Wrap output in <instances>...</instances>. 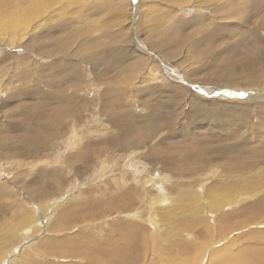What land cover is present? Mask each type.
I'll use <instances>...</instances> for the list:
<instances>
[{"label": "rangeland", "instance_id": "rangeland-1", "mask_svg": "<svg viewBox=\"0 0 264 264\" xmlns=\"http://www.w3.org/2000/svg\"><path fill=\"white\" fill-rule=\"evenodd\" d=\"M263 46L264 0H0V233L18 238L0 264H211L226 245L224 264H247L264 248V163L223 149L264 150V59L228 68ZM201 152L215 156L195 167ZM237 190L249 203L213 199ZM173 199L202 221L167 227L155 213ZM52 239L69 254L43 252Z\"/></svg>", "mask_w": 264, "mask_h": 264}, {"label": "bare ground", "instance_id": "bare-ground-1", "mask_svg": "<svg viewBox=\"0 0 264 264\" xmlns=\"http://www.w3.org/2000/svg\"><path fill=\"white\" fill-rule=\"evenodd\" d=\"M246 1V0H245ZM221 2V1H220ZM250 2V1H249ZM225 4V3H224ZM223 4V5H224ZM254 4V3H253ZM219 5H221V4H219ZM248 6V5H247ZM224 7V6H223ZM249 7V6H248ZM216 8V7H215ZM218 11V10H217ZM253 11V10H252ZM212 16H214V15H212ZM5 23L9 26V28H23L22 27V25H24V24H26V26L28 25H31L30 24V20H28L26 17H21V16H18V17H16V16H10V17H6L5 18ZM213 21V20H212ZM221 22V21H220ZM211 24V23H210ZM222 24V23H221ZM217 25V24H216ZM248 25V24H247ZM263 27V26H262ZM40 28V24H34L33 25V31L34 30H38ZM210 30V29H209ZM252 33V32H251ZM247 34V33H246ZM253 34V33H252ZM210 35V34H209ZM248 36V35H247ZM200 38V37H199ZM214 38V37H213ZM254 38V37H253ZM220 39V38H219ZM209 40V39H208ZM252 40V39H251ZM212 43L214 42L213 40H210ZM209 41V42H210ZM215 42H217V40L215 41ZM256 42V41H255ZM259 42V41H258ZM262 42V41H261ZM208 43V42H207ZM211 43V44H212ZM210 44V45H211ZM239 44V43H238ZM208 45V44H207ZM216 45V44H215ZM250 45L252 46H254V45H258V44H256V43H250ZM249 46V45H248ZM61 47V46H60ZM234 47V46H233ZM213 48V47H212ZM254 48V47H253ZM252 49V48H251ZM252 51V50H251ZM209 56V55H208ZM245 57V56H244ZM243 58V57H242ZM263 59H264V46L263 47H257L254 51H253V54L251 55V59L249 60V61H247L246 62V64L248 65V68L247 69H245L244 67H241L242 65H240V66H235V67H232L231 66V68H228L229 66H227V68H228V71H232V73L234 72V70H241V71H246V70H248L249 71V69L252 67V66H255V64L257 65V67H258V64L260 63V64H263ZM98 60V59H97ZM100 60V59H99ZM98 60V62H99V64H100V61ZM64 61V60H63ZM96 62V61H95ZM97 62V63H98ZM232 62V61H231ZM206 63V62H205ZM258 63V64H257ZM95 65V64H94ZM234 65V64H233ZM220 66V65H219ZM226 68V69H227ZM258 68H260V66L258 67ZM252 69H254V68H252ZM251 70V69H250ZM226 71V70H225ZM236 72V71H235ZM229 73V72H228ZM226 74H223V75H220V77H224ZM226 77V76H225ZM72 78V77H71ZM228 80V79H227ZM75 81V80H74ZM256 80L254 79V77H250V78H248V77H240V79L239 78H229V82L228 83H230V84H238L239 82H241V83H243V84H246V85H252V83H254ZM207 82V81H206ZM204 83V82H203ZM207 84V83H206ZM222 84V83H221ZM224 84H226V83H224ZM212 85V84H211ZM223 85V84H222ZM227 85V84H226ZM169 87V86H168ZM43 93H44V91H42L41 93H39L40 95H39V97L38 98H42V96H43ZM73 93V92H72ZM74 94V93H73ZM226 96V95H225ZM230 97V96H229ZM59 98V97H58ZM232 98V97H231ZM185 100V99H184ZM199 99L197 98V101H198ZM72 101H73V99H72ZM176 102V101H175ZM192 103H194V102H192ZM191 103V104H192ZM175 104V103H174ZM195 104V103H194ZM176 106V105H175ZM169 107H170V105H169ZM174 107V106H173ZM173 107H171V108H173ZM176 109V108H175ZM175 109H174V111H175ZM177 110V109H176ZM73 113V112H72ZM128 114V113H127ZM127 114H126V116H127ZM133 114V113H132ZM131 114V115H132ZM129 115V114H128ZM174 115V114H173ZM63 116V115H62ZM158 116V115H157ZM150 117V116H149ZM129 118H130V116H129ZM128 120V119H127ZM130 121V119L128 120V122ZM141 121V120H140ZM144 121V120H143ZM150 121V120H149ZM239 121V124H243L244 123V120L243 119H241V120H238ZM139 122V121H138ZM137 122V123H138ZM152 122V121H151ZM237 122V121H236ZM243 122V123H242ZM51 123V122H50ZM53 123V122H52ZM150 123V122H149ZM153 124V123H152ZM139 125V124H138ZM154 125V124H153ZM149 126V125H148ZM241 126V125H240ZM245 126V125H244ZM152 127V126H151ZM157 127V126H156ZM125 128H127V127H125ZM160 128H161V126H160ZM163 128H164V126H163ZM152 129H154L153 127H152ZM225 129V128H224ZM215 130H217V129H215ZM220 130V129H219ZM163 131V130H162ZM148 132V131H147ZM221 132V131H220ZM243 133V132H242ZM137 134H139V133H137ZM153 134V133H152ZM152 134H151V136H152ZM244 134V133H243ZM240 137H243V135L242 136H240ZM153 138V137H152ZM31 141H32V139H31ZM128 141V140H127ZM44 142V141H43ZM146 142V141H145ZM145 142H143V143H145ZM34 143V142H33ZM142 143V142H141ZM133 145V144H132ZM141 146V145H140ZM146 146V145H145ZM136 147V146H135ZM240 147L241 146H239L237 143L234 145V144H231L229 147H227L226 149H223L224 150V154H232V155H234V154H236L235 156H233V158L230 156V159L232 158L233 159V161H236L237 160V158L238 157H240V156H242V157H244V158H247V159H254V161H252V160H242L241 162H240V160H239V162L237 163V164H234L235 162H232V164H234V166L236 165H238V166H240V167H243V168H249L250 169V167H254V166H256V165H258V164H260V163H264V150L262 149V150H255V151H248V150H245L244 148L243 149H240ZM261 148H264L263 147V145H262V147ZM137 149V148H136ZM217 150V149H216ZM215 150V151H216ZM222 150V149H221ZM237 152V153H236ZM246 152V153H245ZM214 153V152H213ZM222 153V154H223ZM239 153H244V154H239ZM219 155V154H218ZM215 155H206L205 154V152H201L200 153V158H199V163H198V166H195V167H203V166H205L210 160L209 159H211V160H213L212 159V157H214ZM239 159V158H238ZM229 161H231V160H229ZM238 161V160H237ZM202 162H203V166H199L200 164H202ZM253 162V163H252ZM185 166H187V164H186V162H184L183 164H182V169L185 167ZM235 168V167H234ZM195 169L196 168H191V169H188V171L187 172H189V170L190 171H195ZM232 169H233V167H232ZM241 169V168H240ZM240 169H238V170H240ZM224 171V170H223ZM243 171V170H242ZM186 172V173H187ZM238 172V171H237ZM225 173V172H224ZM153 174V173H152ZM220 175V174H219ZM258 175H260V174H258ZM133 176V175H132ZM229 176V175H228ZM236 176V175H235ZM244 176V175H243ZM135 177V176H134ZM231 177V176H230ZM236 177H238V175L236 176ZM241 177V176H240ZM225 178V177H224ZM228 178V177H227ZM246 178H247V176H246ZM146 179V178H145ZM239 179V178H238ZM148 180H150V179H148ZM140 181H142V179L140 180ZM222 181V180H221ZM235 181V180H234ZM143 183H145L146 181L144 180V181H142ZM216 182V181H215ZM219 182V181H218ZM240 182H241V180H240ZM239 182V183H240ZM137 183H139L138 181H137ZM148 183V182H147ZM222 183V182H221ZM231 184H232V182H231ZM248 184V183H247ZM165 185V184H164ZM212 185H214V184H212ZM216 185V184H215ZM238 185V184H237ZM243 185H245V183L243 182ZM251 185V184H250ZM142 186V185H141ZM248 186V185H247ZM213 187V186H212ZM246 187V186H245ZM142 188V187H141ZM208 188V187H207ZM222 188V187H221ZM224 188H225V186H224ZM228 188V187H227ZM213 189V188H212ZM223 189V188H222ZM221 189V190H222ZM232 189V188H231ZM145 190V189H144ZM216 191V190H215ZM219 191V190H218ZM228 192H230V191H228ZM134 193V192H133ZM137 193V192H136ZM209 193V192H208ZM207 193V194H208ZM216 193V192H215ZM249 193V192H248ZM253 193V192H252ZM128 194H130L131 195V193L129 192ZM207 194H204L205 196L207 195ZM214 194V193H213ZM218 194V193H217ZM250 194V193H249ZM184 197L185 196H189V195H192V194H182ZM203 195V196H204ZM209 195V194H208ZM215 196H214V201L216 200V201H219L220 202V200L221 199H227L228 197H231L232 196V198L233 197H235L236 199V201H238V200H240V201H247V200H249L248 198L250 197V195H248V196H245L244 194H243V192L242 191H239V190H237V191H234V192H232V194H230V193H227L226 191H224V194H222V193H220V194H218V195H216V194H214ZM254 195V194H253ZM252 195V196H253ZM256 195V194H255ZM254 195V196H255ZM122 196V195H121ZM134 196V195H133ZM132 196V197H133ZM139 196V195H138ZM131 197V196H130ZM131 197V198H132ZM161 197V196H160ZM198 199V198H197ZM253 199V198H252ZM153 200V199H152ZM156 200V199H155ZM211 200V199H210ZM231 200V199H230ZM90 201V200H89ZM141 200H139V202H140ZM157 201V200H156ZM169 201V200H168ZM171 201V200H170ZM208 201V200H207ZM226 201V200H225ZM11 202V201H10ZM195 202V201H194ZM203 202V201H202ZM155 203V202H154ZM153 203V204H154ZM157 203V202H156ZM177 203V200H172V202H168V204H166V202H165V204H166V206L165 207H162V211H163V213H167V215L168 216H166V217H163L162 215L160 216V213L158 214V213H155L156 215L155 216H157V219H159V220H162L163 221V219L164 220H166L167 221V224H166V226L167 227H174V226H178V227H180V228H186L188 225H189V222L190 221H193V219L191 220V218H190V215L192 216V214H195V213H198L199 214V216H198V220H199V222H201L202 221V219H201V216H200V214L202 213V208L201 207H204L203 205L200 207V204H199V202L197 201V203H194L193 204V206L192 207H190L191 208V210H190V215L187 217V214H185L183 217H181L180 215H179V213H178V211H177V209L175 208V205L174 204H176ZM180 203V202H179ZM211 203V201L210 202H207L206 203V205H205V208L206 209H208V207L209 208H213L212 207V204H210ZM221 203H223V202H220V203H217L218 205H220ZM226 203V202H225ZM247 203H249V201H247ZM237 204V203H236ZM141 205V204H140ZM174 205V206H173ZM210 205V206H209ZM214 205V204H213ZM217 205V206H218ZM157 206V205H156ZM215 206V205H214ZM223 206V205H222ZM219 207V206H218ZM221 207V206H220ZM160 208V207H159ZM160 210V209H159ZM183 210V209H182ZM187 210V209H186ZM186 210H184V211H186ZM207 210H205V212H206ZM208 212V211H207ZM262 212V211H261ZM2 213V212H1ZM7 213V212H6ZM214 213V212H213ZM204 214V213H203ZM237 214V213H236ZM251 214V213H250ZM2 215V214H1ZM14 215V214H13ZM142 215V214H141ZM252 215V214H251ZM258 215H260V214H258ZM254 216H255V214H254ZM254 216H251V217H254ZM256 216H257V214H256ZM186 217H187V220H186ZM182 218V219H181ZM242 218V217H241ZM256 218V217H255ZM175 221H174V220ZM196 219V218H195ZM240 219V218H239ZM248 219H250V217L248 218ZM13 220V219H12ZM11 220V221H12ZM3 221H4V219H3ZM158 221V220H157ZM22 222H24V221H22ZM178 222V223H177ZM251 222V221H250ZM249 222V223H250ZM176 223L178 224V225H176ZM194 223V222H193ZM216 223V222H215ZM246 223V222H245ZM24 224H25V222H24ZM195 224V223H194ZM203 224V223H202ZM191 225V224H190ZM193 225V224H192ZM178 227L176 228V230L178 229ZM195 228H196V226H195ZM192 229V228H191ZM188 230V229H187ZM204 230V229H203ZM207 230V229H206ZM233 230H236L231 224H229V225H226L224 228H223V232H222V236H224V238L226 237V236H229L232 232H233ZM189 231V230H188ZM16 232H18V230H16ZM179 232H180V230H179ZM201 232H203V231H201ZM207 232H208V230H207ZM210 232V231H209ZM172 233V232H171ZM156 234V233H155ZM219 234V235H220ZM156 236V235H155ZM208 236V235H207ZM178 237V236H177ZM206 237V236H205ZM205 237H202V238H205ZM221 237V236H220ZM88 238V237H87ZM181 238V237H180ZM196 238V237H195ZM209 238V237H208ZM89 239V241H90V246H92L93 247V245H92V243H93V240H92V238L90 237V238H88ZM176 239V238H175ZM182 239V238H181ZM188 239V238H187ZM207 239V238H206ZM220 239V238H219ZM222 239V238H221ZM226 239V238H225ZM18 240V238L13 234V233H9V232H3V233H0V242H2V244L4 245V246H0V262L2 261V258H3V251H6L7 249H9L10 248V244H12V242H15V241H17ZM133 240H134V238H133ZM132 240V241H133ZM222 240H224V239H222ZM96 241V240H95ZM203 241V240H202ZM258 241V240H257ZM260 241V240H259ZM262 241V240H261ZM178 242V241H177ZM184 242V241H183ZM255 242V241H254ZM53 244H55V245H53ZM185 244V243H184ZM187 244V243H186ZM192 244V243H191ZM209 244H211V243H209ZM249 244H252L251 242L249 243ZM260 244V243H259ZM208 245V244H207ZM216 245V244H215ZM242 245V244H241ZM64 246H66V245H64ZM64 246H61L60 245V242H58V241H56V240H54V239H52V240H50V241H48L47 242V244H46V247H45V249H43V252H47V253H49V254H53V253H58L59 255H61V256H64V255H66V254H69V253H67L68 251H66V250H68L67 248L65 249L64 248ZM243 246V245H242ZM260 246H261V244H260ZM245 247V246H244ZM179 248V250L176 252V253H173V258H176L177 259V261H180L179 260V253L180 254H184V255H186L187 254V252H188V250H189V248L190 247H184V246H179L178 247ZM218 249V248H217ZM233 248L231 247V246H229V245H226V246H223L222 247V249H219L218 251H217V253H215V257H213V259H211L212 260V263L211 264H216V262L218 263V264H224L225 262L223 261V259L225 258V255L228 253V252H230L231 250H232ZM253 249V248H252ZM244 251H246L247 252V250H245L244 249ZM255 251H257V252H253V251H250L249 250V252L248 253H250V254H247L246 255V262H247V264H264V248H257V250H255ZM69 252H73L74 253V251H69ZM179 252V253H178ZM189 252H190V250H189ZM72 253V254H73ZM213 256V255H212ZM101 257V256H100ZM189 257V256H188ZM186 261V260H185ZM209 263V262H208ZM207 263V264H208ZM181 264V263H180ZM226 264H234V263H232L231 262V260H229V261H227V263Z\"/></svg>", "mask_w": 264, "mask_h": 264}]
</instances>
